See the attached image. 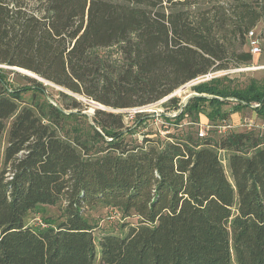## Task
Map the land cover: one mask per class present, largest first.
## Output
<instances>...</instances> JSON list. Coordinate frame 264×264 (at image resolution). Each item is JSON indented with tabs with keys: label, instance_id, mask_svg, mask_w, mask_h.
<instances>
[{
	"label": "trees",
	"instance_id": "16d2710c",
	"mask_svg": "<svg viewBox=\"0 0 264 264\" xmlns=\"http://www.w3.org/2000/svg\"><path fill=\"white\" fill-rule=\"evenodd\" d=\"M262 20L264 0H0V64L109 107L138 108L251 63L243 48ZM115 46L121 61L112 63L101 51ZM27 79L31 86L13 87L0 69V264H264V135L181 130L128 146L123 114L97 110L90 127L102 146L92 152L59 131L71 108L22 104L23 92H45ZM219 81L195 86L202 96L186 105L169 99L177 124L198 123L205 105L225 120L231 98L234 110L264 116V86ZM58 204L62 221L26 223L31 211ZM98 206L138 222L97 239L87 210Z\"/></svg>",
	"mask_w": 264,
	"mask_h": 264
},
{
	"label": "rangeland",
	"instance_id": "374dc122",
	"mask_svg": "<svg viewBox=\"0 0 264 264\" xmlns=\"http://www.w3.org/2000/svg\"><path fill=\"white\" fill-rule=\"evenodd\" d=\"M35 2L36 0H31V3L35 4ZM254 30L259 39L261 52L253 54L248 43L243 48V50L250 51L253 54L251 63L231 66L226 70L209 73L181 86L171 95L155 103L138 108H113L106 106L94 99H89L86 96L74 93L60 85L47 81L34 72L21 67L0 64V69L4 71L5 77L13 87L24 88L31 86L27 77L35 78L44 84L45 92L32 90L23 92V105L34 107L36 104L48 105L49 103H60L64 104L65 107L71 108L67 109V112L73 111L75 116L67 119V123L59 131L62 135H66L69 138L79 137L84 140L92 152H95L98 147L102 146V144L98 146L93 140L94 131L90 127V125L94 124L93 117L97 110L123 114L126 124L123 137L128 146H148L150 142H147V140H166L169 135H177L182 132L181 130H185V132L197 130L200 136L203 134L204 136L216 139L225 136L229 132L253 131L255 134L264 135V116H260L250 107L234 110L236 104L234 98H231L229 103L224 104L220 109L222 113L225 112L230 115L228 118L225 120L221 119V115H217L216 107L205 105L203 109L202 107L199 108V110L203 111L197 115L199 121L194 125L190 123L192 119L189 116H186L180 124H177L178 121H175L174 117L180 110L177 111L175 107L166 106L172 97L180 98L181 103H184L188 96L197 93L194 90L195 86L208 82L213 78L220 80V86L230 89L246 88L253 81L260 86H264V20ZM101 52L112 63L121 61L118 46ZM76 102L80 106L74 108ZM256 104L259 103H253V105ZM139 112L143 114L142 117H146V122L141 126H138V122L141 119L136 116ZM165 116L170 117L171 120L168 121ZM190 126H193L194 129H190ZM225 126L231 127L224 129ZM229 153L226 150L220 151L228 176L230 175L227 167V156ZM87 217L96 226L95 237L97 239L105 233L125 234L129 224H137L138 222L136 216H125L121 211L106 206H98L87 210ZM46 220L62 221V204L41 206L31 211L26 218V223L32 226L45 225Z\"/></svg>",
	"mask_w": 264,
	"mask_h": 264
},
{
	"label": "built area",
	"instance_id": "2783aa9c",
	"mask_svg": "<svg viewBox=\"0 0 264 264\" xmlns=\"http://www.w3.org/2000/svg\"><path fill=\"white\" fill-rule=\"evenodd\" d=\"M248 43H249V46L251 48V52L253 54H259L261 52L259 39H258L254 29L249 31V33H248ZM254 106H259V104H256ZM230 127L231 126H225L224 129H226V128L228 129ZM201 136H203V134H201Z\"/></svg>",
	"mask_w": 264,
	"mask_h": 264
},
{
	"label": "water",
	"instance_id": "95a60500",
	"mask_svg": "<svg viewBox=\"0 0 264 264\" xmlns=\"http://www.w3.org/2000/svg\"><path fill=\"white\" fill-rule=\"evenodd\" d=\"M198 96H202V95L199 94V93L191 94L190 96H188V97L186 98L184 104L186 105V104L188 103V101H189L190 98H192V97H198ZM204 96H205V95H204ZM209 97H212V96H209Z\"/></svg>",
	"mask_w": 264,
	"mask_h": 264
}]
</instances>
